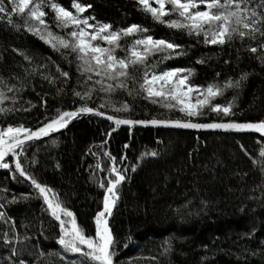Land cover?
I'll return each instance as SVG.
<instances>
[{"label": "trees", "instance_id": "trees-1", "mask_svg": "<svg viewBox=\"0 0 264 264\" xmlns=\"http://www.w3.org/2000/svg\"><path fill=\"white\" fill-rule=\"evenodd\" d=\"M57 2L74 11L72 0ZM80 2L92 5L83 15L95 16L96 21L110 23L113 29L138 24L149 29L147 34L154 38L181 45L183 54L172 53L169 59H163L162 54L150 58L149 64H155L156 71L190 69L189 82L201 86H223L229 78L235 81L242 73H248L241 87L228 88L213 101L224 105L233 102L234 114L217 115L205 109L204 115L194 122L264 120V63L258 58L264 53L246 50L261 42L259 36L256 41L235 38L222 46L208 45L202 36H189L186 31L155 22L141 10L137 0ZM259 3L260 0H252V6ZM45 11L52 30L64 33L55 27L54 13L48 8ZM13 21L21 27L9 25L7 17L0 20V90L15 98V103L8 99L0 105L14 109L0 114V127L23 124L35 130L47 122L46 118L54 117L57 109L80 107L84 102L73 91L84 92L91 82L85 83L87 76L77 71L74 54L53 51L38 36L26 31L20 15H14ZM121 43L126 46L131 39ZM20 53L31 57V63ZM116 54L123 56L124 52L117 50ZM201 60L203 63L198 62ZM57 65L69 73L67 82ZM142 72L140 68L133 72L138 83L142 82ZM138 83L129 84L134 89L132 95L124 89L107 96L96 91L88 106L96 108L108 100L120 107L127 102L131 105L129 111L117 112L111 106L100 110L136 120L183 119L178 108L166 109L163 101L153 103L139 94L135 90ZM12 85L20 91H8ZM59 89L63 91L58 92ZM262 147L264 139L251 134L131 130L88 118L60 135L25 145L20 159L26 172L58 194L62 205L74 213L88 236H95L94 217L103 210L112 167L106 154L116 158L117 168L126 169V179L118 185L119 198L109 220L115 240L111 249L115 252L114 264H264V163L259 157ZM152 151L158 155L142 157ZM123 156L127 159L121 162ZM5 162L11 168H0V204L4 205L2 210L9 222L0 221V264H19L20 259L27 264H89L79 254L63 252L57 243L59 222L51 216L31 182L15 172L14 158L10 155ZM101 182L105 188L100 187ZM11 220L15 221L14 231ZM5 232L9 239L18 233L21 242L13 239L12 244H5ZM13 247L20 255L10 261Z\"/></svg>", "mask_w": 264, "mask_h": 264}, {"label": "snow or ice", "instance_id": "snow-or-ice-1", "mask_svg": "<svg viewBox=\"0 0 264 264\" xmlns=\"http://www.w3.org/2000/svg\"><path fill=\"white\" fill-rule=\"evenodd\" d=\"M137 2L141 6V10L150 14L155 22L164 24L170 29L186 31L189 36L194 35L197 38L202 36L203 42L208 45L222 46L232 42L235 38H239L241 41L246 38L256 41L259 36L261 42L246 50L253 54L264 53V0H260V3L255 6H252V0H137ZM91 7V4L81 3L80 0H72L71 8L74 11L69 10L57 0H8V4L5 3V0H0V20L7 17V23L19 29L21 26L14 24L13 16L20 15L24 19L26 31L38 36L53 51L61 52L63 55L64 50H67L74 54L78 61L77 71L87 76L85 83L91 82V86L86 91H73V95L84 102L80 107L75 110L57 109L54 117L46 118L47 122L35 130L27 128L23 124L19 126L9 124L6 128L0 127V168L10 169L11 165L5 162V158L9 155L14 158L15 172L31 182L38 195L43 198L51 216L59 222L60 235L57 243L63 252L79 254L89 264H114L115 252L111 249L115 240L106 217L111 216L112 208L119 198L118 185L125 181L126 176L123 173L126 169L117 168L115 166L116 158L112 157L110 153L106 154L112 160V167L109 170L110 176L103 198V210L94 217L95 236H88L77 223L74 213L62 205L58 194L25 171L20 157L25 150L26 143L48 137L66 128L73 119L78 118L81 114L106 116V113L100 109L109 106L117 112L129 111L131 105L127 102L116 107L114 104H110V101L105 100L96 108L88 106L87 102L91 100L96 91L107 96L117 89H124L128 91L129 95H132L134 89L129 87V84L136 85L138 83L133 75V72L138 68L143 70L142 82L138 83V88L135 90L139 94H143L145 98L152 100L153 103L163 101L162 106L166 109L178 108L183 114V119L133 120L107 115V119L114 121L117 126L150 124L185 129L251 130L264 136V120L244 123L236 121L194 122L195 118L204 115L205 109H209L217 115L234 114L233 102L230 101L224 105L213 103V101L216 97L223 96L226 89L241 87L242 82L247 80L248 73H242L240 78L235 81L229 78L223 86L215 83L201 86L189 82L190 69L170 68L156 71V65L149 64L150 58L156 54H162L163 59H169L172 53L183 54L182 46L166 39L154 38L147 34L149 29L138 24L113 29L110 23L96 21L95 16L83 15ZM45 8L54 13L55 27L66 31V35L52 31V26L46 20L49 13L45 11ZM172 15L177 18L165 19ZM90 21H94V23ZM68 29L71 30L68 31ZM129 38L131 43L126 46L122 45L121 41ZM117 50H123L124 55L118 56ZM20 54L31 63V57L24 53ZM258 58L264 63V56ZM198 62L203 63L202 60ZM41 67H47V65ZM32 71L35 72L37 69ZM57 71L65 78V82L70 79L69 73L62 71L59 65H57ZM43 78L49 79L48 76H43ZM49 82L55 83L54 80ZM2 83L3 79L0 78V84ZM8 91H20V89L12 85ZM59 91H63V89H59ZM192 94L197 95L195 102L191 99ZM8 99H12L15 103V98L8 97L3 90H0V105ZM12 111H14L13 108L0 106V114ZM241 147L243 146L241 145ZM157 155L156 151H152L143 153L142 157H156ZM259 157L264 163V147L260 149ZM126 159V156L121 157V162ZM132 170L135 171V167ZM13 178H15V173ZM100 187L105 188L104 182L100 183ZM3 207L4 205L0 204V208ZM5 216L6 213L0 211V221L8 223ZM14 225L15 221L11 220L10 226L13 231ZM13 239L16 243L21 242L18 233ZM13 239H9L7 232L3 234L5 244H12ZM24 239L27 240L28 237L25 236ZM164 251L167 252L168 248H165ZM19 255L18 250L13 247L8 259L12 261L13 257ZM43 255L44 253L41 251L40 256ZM19 264H27V261L20 259Z\"/></svg>", "mask_w": 264, "mask_h": 264}, {"label": "water", "instance_id": "water-1", "mask_svg": "<svg viewBox=\"0 0 264 264\" xmlns=\"http://www.w3.org/2000/svg\"><path fill=\"white\" fill-rule=\"evenodd\" d=\"M75 109H72V110H75ZM107 115H110V114H106V116H98V115H95V114H81L78 118L73 119L68 124V126L66 128L61 129L60 131L55 132V133L51 134L48 137H42V138H39V139H35V140L31 141V142L26 143V145L27 144H31V143L45 141V140H47V139H49V138H51L53 136L60 135L61 133L65 132L67 129H69L71 126L77 124L78 122H80V121H82L84 119H88V118H96V119L105 121L107 123H110L111 125H113L115 127H124V128H128V129H131V130L138 129V128H150V129H168V130H177V131H187V132H193V133L209 132V133L237 134V135L251 134V135H255V136H258V137L264 139V136H262V134L257 133L255 131H251V130L236 131V130H223V129H185V128H179V127H174V126L150 125V124L149 125H138L137 124V125H119V126H117L114 121H111V120L107 119ZM119 118H121V117H119ZM122 119H130V118H122ZM133 120H136V119H133ZM241 123H244V122H241ZM6 159H7V157L5 158V161H6ZM114 208H115V204H114V206L112 208V213H113ZM112 213H111V216H112ZM111 216H107L106 217L108 219V221L111 218Z\"/></svg>", "mask_w": 264, "mask_h": 264}, {"label": "rangeland", "instance_id": "rangeland-1", "mask_svg": "<svg viewBox=\"0 0 264 264\" xmlns=\"http://www.w3.org/2000/svg\"><path fill=\"white\" fill-rule=\"evenodd\" d=\"M155 6V5H154ZM53 32H56L57 34H60V35H65L66 34V31L64 32V33H61V32H59L58 30H52ZM118 56H119V54H117ZM202 98V97H201ZM191 99H192V101L193 102H195V100L197 99V95L196 94H192L191 95ZM205 111V110H204ZM182 114V113H181ZM65 219H67V218H65ZM68 226H70V225H68Z\"/></svg>", "mask_w": 264, "mask_h": 264}, {"label": "bare ground", "instance_id": "bare-ground-1", "mask_svg": "<svg viewBox=\"0 0 264 264\" xmlns=\"http://www.w3.org/2000/svg\"><path fill=\"white\" fill-rule=\"evenodd\" d=\"M0 211H3L2 208H0Z\"/></svg>", "mask_w": 264, "mask_h": 264}]
</instances>
